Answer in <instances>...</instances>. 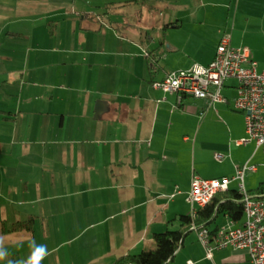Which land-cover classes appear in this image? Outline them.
Returning a JSON list of instances; mask_svg holds the SVG:
<instances>
[{
    "label": "crops",
    "instance_id": "obj_1",
    "mask_svg": "<svg viewBox=\"0 0 264 264\" xmlns=\"http://www.w3.org/2000/svg\"><path fill=\"white\" fill-rule=\"evenodd\" d=\"M51 6L0 0V238L8 260L26 258L34 240L49 249L43 264H114L152 249L156 234L182 229L181 217L193 215L195 176L233 178L248 166L255 171L246 190L264 183V152L240 144L247 132L234 110L236 81L223 90L227 103L213 107L192 97L179 104L152 87L170 72L209 65L212 33L222 37L218 47L227 38L248 49L263 71L264 0H128L137 28L111 20L124 9L101 17L85 4ZM210 7L224 12V30L204 31ZM143 9L158 14L151 27ZM229 191L239 193V182ZM30 219L31 231H12ZM245 220L219 214L207 229ZM167 264L254 263L232 247L209 255L191 231Z\"/></svg>",
    "mask_w": 264,
    "mask_h": 264
},
{
    "label": "built area",
    "instance_id": "obj_2",
    "mask_svg": "<svg viewBox=\"0 0 264 264\" xmlns=\"http://www.w3.org/2000/svg\"><path fill=\"white\" fill-rule=\"evenodd\" d=\"M229 81L237 83L234 110L245 117L247 138L240 144L254 142L264 152V70L259 71L248 49L232 47L224 38L209 65L196 64L187 71L170 72L162 81L153 82L152 87L176 94L179 104L185 97H192L213 107L227 103L223 90ZM222 157L216 156L218 160ZM248 171H255V168L244 166L233 178H193L188 195L193 213L204 198H212L213 202L217 195L229 191L233 181H238L246 220L242 227L236 229L225 227L212 233L204 227L193 226L192 231L198 233L199 241L209 255L213 250L232 247L248 251L254 264H264V194L254 196L248 193L244 185Z\"/></svg>",
    "mask_w": 264,
    "mask_h": 264
},
{
    "label": "trees",
    "instance_id": "obj_3",
    "mask_svg": "<svg viewBox=\"0 0 264 264\" xmlns=\"http://www.w3.org/2000/svg\"><path fill=\"white\" fill-rule=\"evenodd\" d=\"M250 195L259 196L264 194V183L255 191H249ZM243 196L240 193L232 194L230 191L221 193L213 202L196 210L192 216H182L180 219L182 229L178 231L168 230L154 236V247L144 250L139 254H129L119 257L114 264H167L175 256L186 234L192 231L193 226L204 227L214 221L217 215L226 214L233 221H239L244 216V206L241 203ZM32 220L15 223L13 232L31 231ZM214 233V232H212Z\"/></svg>",
    "mask_w": 264,
    "mask_h": 264
},
{
    "label": "rangeland",
    "instance_id": "obj_4",
    "mask_svg": "<svg viewBox=\"0 0 264 264\" xmlns=\"http://www.w3.org/2000/svg\"><path fill=\"white\" fill-rule=\"evenodd\" d=\"M19 4H22L24 2H26V0H17ZM127 1L128 0H49V2L52 4L51 8H54V5L56 4L57 6H59L60 4H63L65 2V8L67 9H72L75 6H80L81 4H85V6L89 5V6H94L92 7V13L93 14H96V15H99V16H109L108 15V12L109 13H112V12H116L120 9H124L122 10L120 13H112V17H111V20L113 22H117V23H120L122 25H131L133 26L134 28H137V24L138 23V19L139 18H136V17H130V16H127ZM151 1V0H150ZM116 3H122L124 4V6L122 8H117V6H115ZM113 6V8H112ZM115 7V8H114ZM141 6H137V7H131V13H134L136 11L137 14H139L140 12V8ZM110 10V11H109ZM146 12H148V9L147 10H144L142 11V14H146ZM204 12H208V18H207V21L204 25V31H207L208 32H214L215 29H219L221 27H223V30L225 28V20H224V12L219 8V7H210V8H205L204 9ZM158 14H156V12H150L149 15H145L144 17H142V23L143 25H150V27L152 26V23L154 24L155 22H157V16ZM138 17V16H137ZM139 26V25H138ZM152 29V28H151ZM188 29V27H187ZM145 34V32H143ZM182 33H185V31H183ZM149 36H152L154 37L155 36V31L152 29V30H149L148 31V37ZM142 37L145 39V35ZM224 37V36H223ZM222 39V37H221ZM221 39H217L216 35H214L213 33L212 34H209L207 36V39H206V43L204 44V47L206 49H209V51H212L214 50L215 48V51L217 50L218 48V44L220 42ZM187 71V70H185ZM1 98V97H0Z\"/></svg>",
    "mask_w": 264,
    "mask_h": 264
},
{
    "label": "clouds",
    "instance_id": "obj_5",
    "mask_svg": "<svg viewBox=\"0 0 264 264\" xmlns=\"http://www.w3.org/2000/svg\"><path fill=\"white\" fill-rule=\"evenodd\" d=\"M30 254L26 258L8 260V250L4 247L3 240L0 238V261L6 264H43V261L50 254L46 244H37L34 240L29 245Z\"/></svg>",
    "mask_w": 264,
    "mask_h": 264
},
{
    "label": "bare ground",
    "instance_id": "obj_6",
    "mask_svg": "<svg viewBox=\"0 0 264 264\" xmlns=\"http://www.w3.org/2000/svg\"><path fill=\"white\" fill-rule=\"evenodd\" d=\"M212 201V198H204V200L201 201V205H196V209H202L210 204Z\"/></svg>",
    "mask_w": 264,
    "mask_h": 264
}]
</instances>
